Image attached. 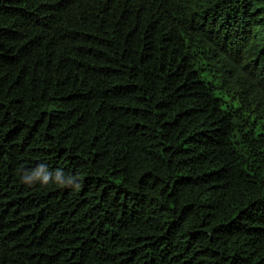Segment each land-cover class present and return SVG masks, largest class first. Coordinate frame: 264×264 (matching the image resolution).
<instances>
[{
    "label": "trees",
    "instance_id": "1",
    "mask_svg": "<svg viewBox=\"0 0 264 264\" xmlns=\"http://www.w3.org/2000/svg\"><path fill=\"white\" fill-rule=\"evenodd\" d=\"M0 264H264V0H0Z\"/></svg>",
    "mask_w": 264,
    "mask_h": 264
},
{
    "label": "rangeland",
    "instance_id": "2",
    "mask_svg": "<svg viewBox=\"0 0 264 264\" xmlns=\"http://www.w3.org/2000/svg\"><path fill=\"white\" fill-rule=\"evenodd\" d=\"M206 77H207L208 81H213V78L211 76H206ZM224 98H225V100L227 102H231V97L230 96H225Z\"/></svg>",
    "mask_w": 264,
    "mask_h": 264
},
{
    "label": "clouds",
    "instance_id": "3",
    "mask_svg": "<svg viewBox=\"0 0 264 264\" xmlns=\"http://www.w3.org/2000/svg\"><path fill=\"white\" fill-rule=\"evenodd\" d=\"M22 182H23V183L30 184V183H28V181H27V177H26V175H24V176L22 177Z\"/></svg>",
    "mask_w": 264,
    "mask_h": 264
}]
</instances>
